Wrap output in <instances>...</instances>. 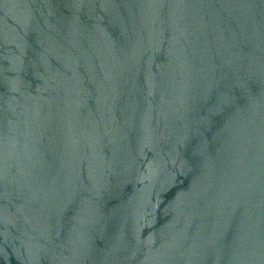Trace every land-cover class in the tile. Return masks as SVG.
I'll return each instance as SVG.
<instances>
[{
  "label": "water",
  "instance_id": "95a60500",
  "mask_svg": "<svg viewBox=\"0 0 264 264\" xmlns=\"http://www.w3.org/2000/svg\"><path fill=\"white\" fill-rule=\"evenodd\" d=\"M0 264H264V0H0Z\"/></svg>",
  "mask_w": 264,
  "mask_h": 264
}]
</instances>
